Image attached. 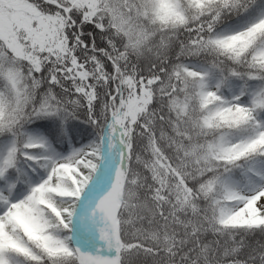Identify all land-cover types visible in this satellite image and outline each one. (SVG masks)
<instances>
[{"label": "snow or ice", "instance_id": "1", "mask_svg": "<svg viewBox=\"0 0 264 264\" xmlns=\"http://www.w3.org/2000/svg\"><path fill=\"white\" fill-rule=\"evenodd\" d=\"M0 264H264V0H0Z\"/></svg>", "mask_w": 264, "mask_h": 264}]
</instances>
